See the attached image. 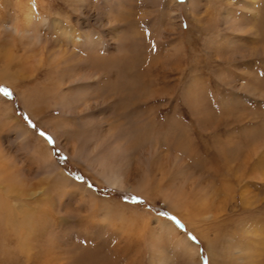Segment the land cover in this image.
Returning a JSON list of instances; mask_svg holds the SVG:
<instances>
[{"label":"rangeland","instance_id":"1","mask_svg":"<svg viewBox=\"0 0 264 264\" xmlns=\"http://www.w3.org/2000/svg\"><path fill=\"white\" fill-rule=\"evenodd\" d=\"M28 9L33 21L25 23ZM40 18L62 26H30ZM11 24L26 33L16 41L30 67L14 87L0 83L11 94L0 98L30 132V147L0 127V156L16 182L45 193L27 264H264V0H0L6 53L12 38L3 29ZM70 29L97 45L65 41ZM48 55L57 70L36 64ZM40 141L72 184L47 178ZM74 150L101 157L128 186L175 187L200 217L186 222L154 191L112 188ZM184 237L197 254L184 251ZM7 247L0 264H26L13 242Z\"/></svg>","mask_w":264,"mask_h":264},{"label":"bare ground","instance_id":"2","mask_svg":"<svg viewBox=\"0 0 264 264\" xmlns=\"http://www.w3.org/2000/svg\"><path fill=\"white\" fill-rule=\"evenodd\" d=\"M29 9L28 11L27 10L25 11V14H23V17L26 19L24 20L25 23L33 21L32 15L30 13L31 11H29ZM51 23L49 19L40 18L39 22L35 23L34 25L31 24L30 26H36V27H39V26L46 27L47 26L48 28L51 27L53 29H56L62 26L61 22L58 20L56 21L54 20ZM4 30L7 32H5ZM3 32L7 34L9 38H12V43H11L12 48H11V51H8L6 53L0 47V83H5L7 85L13 86L14 84H17L18 81L20 82V80L24 76L22 75L24 70L26 69L27 71V69L29 70V67H30L29 65L30 63L27 61V58H26V55H27L26 52H28V49L27 48L25 49V47L21 48L20 46L17 45L18 42L16 41V40L20 41L26 33L22 31L21 29H19L18 26L12 25V24L9 27L4 28ZM62 35L65 41H68L73 45H75L77 42L78 45L82 44L86 48L89 47L91 49L93 46L95 47L97 45L96 43H94L96 40L93 41V39L91 38L92 36L91 37L90 35L80 36L79 34H76L75 32L71 31V29L64 30L62 32ZM16 47H19V49L21 50H17ZM28 47H31V46L28 45ZM36 61H37L36 64L39 65L38 67L45 66L48 69V71L50 70L51 72L54 70H57V66L55 65V62H54L55 60L50 55H48L45 59L40 58L39 60L37 58ZM18 92H19V96L21 98L22 104L25 106V108L28 111L32 113V111H34L32 110L33 109L32 108L33 105L31 103L32 101L31 102L29 101L30 98L29 96H27L26 90L24 89ZM10 107L11 106L6 100L0 98V127H3L5 132L7 133L15 134L16 138L18 137L19 139H21L22 141L21 143L23 144V147L29 149L30 132H28L27 129L25 130L21 128L22 125L20 127L19 122L12 115V111ZM15 135H13V137H15ZM39 145L43 153L41 151L39 152L37 151L36 153H38V156L40 157V162L45 169V174L47 175V178H50L53 176L58 182L62 181V182L72 184V181L65 178V176L61 174V172L59 171L60 169L54 164L55 162L53 161V157L50 154L49 148L42 141H40ZM95 155L93 157H86L80 151H75V154L73 153L74 157H78L80 160L85 161L87 166L92 171H94L96 176H98L102 180V182L111 186L112 188L122 190V191L128 190V191L135 192L142 196H148L152 191H154L160 196L161 201L169 210L175 213L178 217L185 219L186 222L192 224L196 221V218L200 217V215L198 214V211L200 210H198L199 207L196 205V203L189 201L184 196L185 194L182 195V193L178 192V190L175 187L172 186L173 188H168V187L158 188L157 191H155L153 189L154 183L151 184L149 182L147 183L141 182L139 185L128 186L126 182L124 181L125 179L123 180L122 176H119L116 172H113L108 167L109 166L108 163H105L101 157L96 158ZM148 167L150 168L149 172L151 173V163L149 164ZM259 167H263L261 165V162H260ZM16 180H18L16 177V170H14V168L12 167L11 161L9 162V159L7 160V157L5 156H0V250H2L3 248L5 249L7 247L8 242H13L12 251L16 252L21 258H23L27 264L31 256V242H32V236L34 235L33 233L35 232L34 223L36 221L34 220V215L38 214L37 216L41 217L40 215L45 213L43 212V207L45 206H43V202L39 199V198H44L45 193L42 190H35V191L30 190L29 191L27 188H24L23 183L16 182ZM77 188H79L77 190H80V192L83 191L84 194L88 198L92 199L95 197L92 194V192H89L87 189L83 188L82 186L78 185ZM231 193H232V189L228 187V189L226 190L225 194L222 197V200H220L218 205L220 206L225 205L227 202V199L230 198ZM30 195L36 196L33 199V201L31 199L29 200ZM205 199L202 200L201 206L206 207L208 205L207 207H209L210 209L212 203ZM31 207H32V210H31ZM101 207H103L102 210H104L103 211L104 216L111 214V209L109 210V207L108 208L107 207L105 208V206H101ZM220 210H223V209H220ZM160 229L162 232L167 233V235L168 234L175 235L176 233V230L172 227V225L167 222H160ZM180 242H181V245L184 251H186L187 253L193 252L197 254V247L194 244L187 241L185 237L184 239H181ZM192 262L194 264H198V261L195 259Z\"/></svg>","mask_w":264,"mask_h":264},{"label":"snow or ice","instance_id":"3","mask_svg":"<svg viewBox=\"0 0 264 264\" xmlns=\"http://www.w3.org/2000/svg\"><path fill=\"white\" fill-rule=\"evenodd\" d=\"M0 93H2V95H4L5 97H8V96L11 95L10 92H9L7 89H0ZM28 123H29V126H30V127L35 128V125L32 124L31 121H28ZM38 135L41 136V137H42V138H43L48 144H50V145H54V143H55L54 139H53L51 136H49L47 133H45V132H43V131H40V132L38 133ZM62 159H66V158H62ZM131 199H132V202H133V203H137V202L142 203V201H140L139 198H137V197H132ZM161 215H163V216H167V213H161ZM171 219H172L174 222H176L177 227H182V226L179 224L178 221H175V218H174V217L171 218ZM188 238H189L190 240H192V241H195V239H196L194 236H191L190 234H189Z\"/></svg>","mask_w":264,"mask_h":264}]
</instances>
